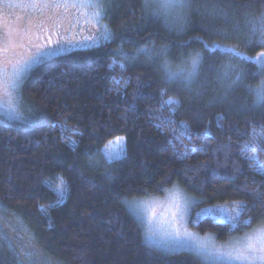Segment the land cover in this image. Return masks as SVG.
<instances>
[{
    "label": "trees",
    "instance_id": "16d2710c",
    "mask_svg": "<svg viewBox=\"0 0 264 264\" xmlns=\"http://www.w3.org/2000/svg\"><path fill=\"white\" fill-rule=\"evenodd\" d=\"M186 3L154 15L144 0H105L110 40L29 72L22 101L37 106L39 120L0 116V264H212L194 251L151 246L141 217L123 203L177 185L202 207L245 205L242 219L252 220L233 229L211 215L193 217L200 233L227 240L264 223V104L208 70L210 60L231 59L242 74L257 73L256 64L213 44V29L233 32L220 43L256 58L264 47L247 44L245 34L264 17V0ZM162 44L173 63L194 51L204 57L190 87L169 82L159 57L118 52L130 57ZM119 137L126 150L114 159L107 150ZM23 239L40 253L32 262Z\"/></svg>",
    "mask_w": 264,
    "mask_h": 264
},
{
    "label": "snow or ice",
    "instance_id": "6c2138e0",
    "mask_svg": "<svg viewBox=\"0 0 264 264\" xmlns=\"http://www.w3.org/2000/svg\"><path fill=\"white\" fill-rule=\"evenodd\" d=\"M33 7L43 10L44 8H54L60 5L56 0H33ZM188 5L186 0H144L143 7L147 9H154L153 14L163 11L165 15L171 11H182ZM81 7L92 8L94 11L91 13V19L100 21L102 16H105V0H83ZM178 19H183L182 16ZM44 22L41 20L40 24ZM7 34L0 38V108L4 110L5 115L11 116L13 119H24L21 102L22 96H18L17 93L23 83V74L27 72L33 64L40 63L44 57L48 55H54L61 44H57L55 48H51L45 52H38L35 56L30 57L28 60L13 62L12 59H5L3 53L5 51L12 52L15 43L9 36L12 35L8 30V26L5 25ZM213 35L216 39L213 40V44L222 47L227 50L232 57H240L243 60H247L258 66L257 73L259 76L264 77V51H262L256 58L250 56H243L236 48L235 45L221 44L222 40H230L233 38L234 33L229 32L228 29H213ZM246 35V43L251 45L253 43L264 47V17H262L258 23H253L250 33ZM104 39L110 40V29L107 25L104 26ZM208 47L207 42L203 41L202 37H197ZM169 46L162 44L157 51L153 48H140L135 55L129 57L127 53L121 48L118 50L119 54L125 59H137L140 54H144L148 59L159 57L162 60L160 64V70L164 73L165 78L172 83L183 84L185 87H190L191 83L200 75L201 69L204 67L205 60L199 51L189 53L187 57L181 56L179 63H173L167 59L169 52ZM11 65V70L6 68L5 64ZM121 67H124L121 64ZM208 70L211 71L215 77L222 81L227 82L229 88L232 85H239L244 87L249 95L255 97V103L257 105L264 104V78L259 79L258 83H248L249 79H254L257 73L242 74L238 66L232 62L231 59L227 63H216L215 60H210L208 63ZM171 103V102H170ZM177 103H179L177 101ZM122 140V138H118ZM114 159H119L117 154ZM123 203L138 217H143L144 212L150 206L146 201H139L136 199L129 200L124 199ZM174 211L172 212V220L169 221L170 226L174 228L169 233L177 243H183L184 246L192 247L197 251V254L204 259L214 261L216 264H264V224H261L248 235L243 242L234 245L231 248L221 250L215 246L198 241L192 233L187 231L181 232L175 225L178 219H182L187 207V203H181L179 194H175L171 200ZM246 210V206L237 204L235 208L220 209L221 218L226 217V222L230 223L233 229L243 225L250 227L252 224L251 218L242 219V215ZM211 210H205L210 212ZM155 217L153 211L149 215V229L146 235V239H150L156 235V229L152 226V219ZM191 242V243H187ZM39 252H30L27 254V259L32 262L34 257H39ZM42 264H53L52 259L43 261ZM59 264V262H56Z\"/></svg>",
    "mask_w": 264,
    "mask_h": 264
},
{
    "label": "rangeland",
    "instance_id": "374dc122",
    "mask_svg": "<svg viewBox=\"0 0 264 264\" xmlns=\"http://www.w3.org/2000/svg\"><path fill=\"white\" fill-rule=\"evenodd\" d=\"M56 2L60 5L59 7L44 8L43 10H40L39 8L32 6L33 0H0V22L5 23L8 26L12 33V35L9 36V39H12L15 43V47L12 52L5 51L3 53V57L5 59L10 58L13 62L28 60L30 57L35 56L38 52L48 51L51 48H55L57 44L62 45V47H60L54 55L44 57L40 62L42 63L60 54L81 48L97 46L106 41V39L103 38L104 29L102 26V17L99 22L91 19V13L94 9L81 7L83 0H56ZM48 13H51L54 17L60 15L63 19H68L69 21L66 23L67 26H70L73 32L78 30L79 35L75 37L69 35L68 40L63 42L51 40L53 38L49 37V39H46L44 42L39 40L38 43H32L28 37L31 35V32L35 30L34 24H36L40 16H45ZM6 34V31H0V38H3ZM38 64H33L32 67L29 68L25 74H23V83L17 93L18 96H22V86L28 78L29 72L32 71ZM4 66L11 70L10 64L6 63ZM21 108L24 119H13L11 116L5 115L2 108H0V116L9 122L15 121L24 125L28 123V121L34 122L35 120L36 122L39 120L36 118L38 115V108L36 105L22 101ZM125 150L126 144L124 139L122 138V140H118V138H116L109 144L107 152L109 157L112 158L117 154L122 156ZM175 194H179L181 203H187L183 218L178 219L175 228H178L181 232L187 231L192 233L196 240L203 241L210 246H215L221 250L231 248L234 245L243 242L246 237L252 234L258 227L255 226L252 229L243 231L240 234L237 233L227 240H219L217 236L212 233H200L197 228L191 226V220L193 217L202 218L205 215H211L220 221H226V217L223 219L221 218L219 210H231L235 207L232 208L229 205L219 207L199 206V202L193 195L188 193L183 187L177 185L166 190L162 194H153L137 199L139 201H146L150 205L144 212L143 217H141L145 236L147 235L149 229V215L153 211L155 212V217L152 219V226L156 229V235L146 240L151 246L158 247L157 249L161 250L163 253L173 254L177 251L183 252L190 250L197 254V251L194 248L184 246L183 243H177L173 237L169 235V233L174 230V228L170 226L169 221L172 220V212L174 211V208L171 200ZM205 210L211 211L205 212ZM11 234L12 233H10V235ZM19 242L22 244L23 249H25L27 253L28 251L30 253V248L28 247L26 239L19 240ZM197 256L201 257V259L207 263L216 264V262L206 260L198 254Z\"/></svg>",
    "mask_w": 264,
    "mask_h": 264
},
{
    "label": "flooded vegetation",
    "instance_id": "af4514ba",
    "mask_svg": "<svg viewBox=\"0 0 264 264\" xmlns=\"http://www.w3.org/2000/svg\"><path fill=\"white\" fill-rule=\"evenodd\" d=\"M41 20L44 22L42 25L40 24ZM68 21V19H63L60 15L54 17L51 13L40 16L36 24H34L35 30L31 32L28 38L32 43H38L39 40L44 42L46 39H49V37L53 38L51 40L63 42L68 40L69 35L73 37L78 36V30L73 32L70 26H67L66 23H68ZM5 25V23L0 22V31H6ZM8 30L10 29L8 28Z\"/></svg>",
    "mask_w": 264,
    "mask_h": 264
}]
</instances>
